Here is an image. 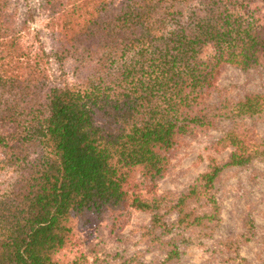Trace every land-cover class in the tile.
I'll use <instances>...</instances> for the list:
<instances>
[{"label": "trees", "instance_id": "trees-1", "mask_svg": "<svg viewBox=\"0 0 264 264\" xmlns=\"http://www.w3.org/2000/svg\"><path fill=\"white\" fill-rule=\"evenodd\" d=\"M16 2L0 0V264H79L60 258L78 222L156 209L141 187L166 174L187 136L222 119L231 126L215 146L231 148L229 160L171 207L176 223L155 217L168 232L211 236L221 174L264 162V141L242 124L264 113V94L207 102L225 66L264 65V0H43L50 53L28 43L32 14L19 23ZM52 62L70 63L73 84L51 83ZM193 200L205 211L189 210ZM180 257L175 243L166 261Z\"/></svg>", "mask_w": 264, "mask_h": 264}, {"label": "rangeland", "instance_id": "rangeland-1", "mask_svg": "<svg viewBox=\"0 0 264 264\" xmlns=\"http://www.w3.org/2000/svg\"><path fill=\"white\" fill-rule=\"evenodd\" d=\"M42 4L43 0H17L18 22H25L31 13L28 43L37 49L40 40L50 53L54 45ZM255 8L264 18V4ZM48 74L51 83L58 86L74 82L70 63L63 71L52 62ZM251 94H264V65L247 71L228 65L207 102L235 103ZM242 124L257 141H264V113L246 118ZM230 126V121L221 119L216 127L197 130L182 141L170 156L166 174L155 184L141 187L144 197L159 201L156 209H128L117 217L78 222L74 245L60 258L79 264H264V162L257 161L248 168H227L221 174L216 183L221 221L211 236H204L201 229L187 232L177 227L168 232L155 218L160 217L168 225L176 223L178 213L171 207L212 164L223 165L229 160L232 149L217 150L215 143ZM188 209L195 213L205 211L197 200L189 202ZM249 220L255 228L253 234L241 238L247 234ZM179 234L186 238L193 235L194 243L181 244ZM238 241H242L238 249L229 246ZM175 243L180 245L181 257L169 263L166 259Z\"/></svg>", "mask_w": 264, "mask_h": 264}]
</instances>
